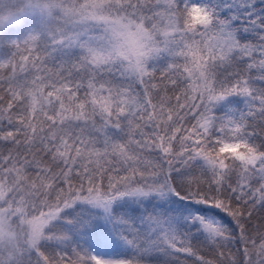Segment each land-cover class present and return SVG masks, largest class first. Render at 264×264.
Segmentation results:
<instances>
[{
    "label": "snow or ice",
    "instance_id": "obj_1",
    "mask_svg": "<svg viewBox=\"0 0 264 264\" xmlns=\"http://www.w3.org/2000/svg\"><path fill=\"white\" fill-rule=\"evenodd\" d=\"M0 264H264V0H0Z\"/></svg>",
    "mask_w": 264,
    "mask_h": 264
}]
</instances>
